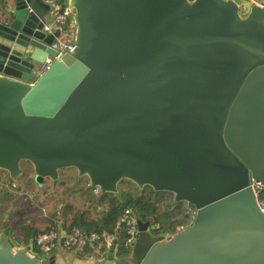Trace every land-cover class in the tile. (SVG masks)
Segmentation results:
<instances>
[{"label": "water", "instance_id": "obj_1", "mask_svg": "<svg viewBox=\"0 0 264 264\" xmlns=\"http://www.w3.org/2000/svg\"><path fill=\"white\" fill-rule=\"evenodd\" d=\"M241 0H67L75 49L57 54L52 8L0 9V171L55 186L74 169L98 193L127 180L171 193L191 221L137 218L126 259L45 257L0 231V264H264V8ZM41 72L35 78L37 66Z\"/></svg>", "mask_w": 264, "mask_h": 264}, {"label": "trees", "instance_id": "obj_2", "mask_svg": "<svg viewBox=\"0 0 264 264\" xmlns=\"http://www.w3.org/2000/svg\"><path fill=\"white\" fill-rule=\"evenodd\" d=\"M61 4L63 6V3ZM8 182L11 186V183L14 181L8 179ZM121 183L128 184L129 190H122L118 185V194H95L93 192L94 188H84V195L81 197L84 202L83 207L79 209L71 203H65L63 208H60L59 211L57 210L53 217L51 216V222H54L56 225V222L61 220L63 225L68 224L66 228L78 227L86 232L106 230L112 233L115 230L119 216L124 210L130 209L140 220L149 221L150 224H158L160 227L155 233L172 234L179 227L185 226L191 221L192 211L186 207L184 202H174L171 193L155 192L150 187L139 189L135 184L127 180H123L119 184ZM61 184L59 182V185ZM12 190L18 193L22 190V186L16 184ZM29 203H31L29 207L32 204L34 205L32 201ZM22 205L21 198H15L12 203V211L8 213V218L3 224L7 225V222L13 216L21 217ZM37 205L36 209L41 211L44 207V202H39ZM32 209L34 208L31 207ZM26 219L19 218L17 225L12 226L11 237L16 242L28 244L36 235L50 229V227L42 231L34 229L30 223H25ZM118 234L119 242L123 241L124 233L119 232ZM125 254L126 251L122 249L118 251V255L120 256H124Z\"/></svg>", "mask_w": 264, "mask_h": 264}, {"label": "built area", "instance_id": "obj_3", "mask_svg": "<svg viewBox=\"0 0 264 264\" xmlns=\"http://www.w3.org/2000/svg\"><path fill=\"white\" fill-rule=\"evenodd\" d=\"M47 2L52 8L43 26V31L46 33L59 31L60 35L56 38L57 54L45 59L43 69L47 68L53 60L59 59L63 54H72L75 49L74 24L67 2L63 0H47ZM61 3H63V6ZM251 4H256L264 8V1L241 0L239 6L240 13L243 14L247 12ZM11 186L15 187L16 183L12 182ZM250 187L254 190L258 208L264 214V184L253 180L250 183ZM93 192L99 194L97 188H94ZM159 227L158 224H151L150 231L157 234L155 231L158 230ZM182 227L183 226L178 229ZM119 232L124 233V239L121 242H119ZM137 234L136 214L130 209H126L119 216L115 230L112 233L106 230L100 232H86L78 227L66 228L59 225L53 226L49 230L36 235L28 246L32 253L45 257L53 256L60 251L74 252L81 250L85 254H92L96 256L98 260H102L108 254L110 248L115 245L113 252L114 258L116 260H123L126 259L130 249L134 245ZM161 234L163 233H159L158 235ZM120 249L126 251L124 256L118 255Z\"/></svg>", "mask_w": 264, "mask_h": 264}, {"label": "rangeland", "instance_id": "obj_4", "mask_svg": "<svg viewBox=\"0 0 264 264\" xmlns=\"http://www.w3.org/2000/svg\"><path fill=\"white\" fill-rule=\"evenodd\" d=\"M23 164L26 165L27 163H23ZM27 168H28V172H30L29 176L33 177L32 167L29 164H27ZM75 175H76V170L72 168L64 169L60 173V177H61L60 184L62 183L61 185H59L58 183L56 186H53L51 184V181L47 179L45 181L44 186L42 187V190L46 191L47 193L46 195L40 194L39 191H37L34 195H30L31 201L34 202V205L32 204V206L30 207H33L34 210H31L32 212L28 214V216L30 217V221L27 219L25 223L26 224L30 223L34 229H38L39 231H42L53 225L54 222H51L53 215H55L57 210L59 211L60 208H63V205L65 203H71L75 207L81 209L83 207L84 202L81 199V197H79L77 190L81 187L82 182L75 181L74 179ZM119 188L126 191L129 190L130 187H128V184L126 183H121L119 184ZM34 196H36V199L33 198ZM42 199H44V207L40 211L37 210L36 208L38 207L37 203H39ZM10 211L12 210L10 209ZM2 218H3V214H0V219ZM24 218H28L27 215ZM10 222L14 224L12 220L8 221L7 224L9 225ZM2 229L3 228H1L0 226V231Z\"/></svg>", "mask_w": 264, "mask_h": 264}, {"label": "crops", "instance_id": "obj_5", "mask_svg": "<svg viewBox=\"0 0 264 264\" xmlns=\"http://www.w3.org/2000/svg\"><path fill=\"white\" fill-rule=\"evenodd\" d=\"M42 1L44 3H46V4H48L47 0H42ZM63 1L67 2V0H63ZM259 1L262 2L264 0H259ZM5 2H8V4H11V0H0V9H2V7H3ZM48 5H50V4H48ZM50 10L48 11V13L46 15V19L49 16ZM41 68L42 67L40 65L37 66L36 73L34 75L35 78L40 74ZM22 167L24 169V174L20 178H18L16 180H13L17 185L19 184V185L22 186V190L20 192H18V193H15L12 190L13 187L9 185L8 179H10V178L8 177V174L6 172H4V171H0V214H3V218L0 219V226L2 225V227H1V228H3L2 230H4V229L9 230L10 237H11V232H12L11 231L12 225L16 226L17 223L19 222L18 221L19 218L23 217V219H25L24 217L27 215V217H28L27 219L30 221V217L28 216V214H30L32 212L31 211V207L28 206L29 204H31V203H29V202H31L30 195H34L37 191H39V193L43 194V195L47 194L46 191L42 190V187L44 186L46 180L43 182V185L41 187H39L35 182H32L33 181V177L29 176L30 172H28L27 164L26 165L23 164ZM60 173H61V171H60ZM60 173H59V182L61 180ZM28 179L29 180L32 179V180L29 181ZM74 179H75V181L82 182V185L77 190V192L79 194V197H83L84 188L88 189V180L85 177H79L77 175V173L74 176ZM83 179H85L86 181L83 180ZM51 184H52V182H51ZM9 193H11V194H9ZM24 195H26V196H24ZM18 197L21 198V201L23 203L22 208H21L22 216L21 217L13 216L11 218V220L13 221L14 224H12L11 222L9 223V225L8 224L7 225L3 224L8 218V213H9L10 209H12V203H13L14 199L18 198ZM33 198L36 199V196H34ZM40 202H44V199H42ZM25 209H29V210H25ZM32 210H34V209H32ZM27 219H26V221H27ZM59 225H62L63 227H66L68 224L63 225V222L60 220V221L56 222V225L53 223V225L51 227L59 226ZM11 239H12V237H11ZM12 241L18 246H28L30 244V242H31V240H30V242L28 244L27 243L24 244L22 242L21 243L16 242L13 239H12Z\"/></svg>", "mask_w": 264, "mask_h": 264}]
</instances>
